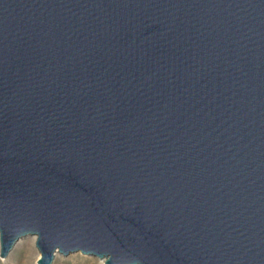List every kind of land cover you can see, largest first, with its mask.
Listing matches in <instances>:
<instances>
[{"label": "water", "instance_id": "obj_1", "mask_svg": "<svg viewBox=\"0 0 264 264\" xmlns=\"http://www.w3.org/2000/svg\"><path fill=\"white\" fill-rule=\"evenodd\" d=\"M264 264V0H0V258Z\"/></svg>", "mask_w": 264, "mask_h": 264}, {"label": "rangeland", "instance_id": "obj_2", "mask_svg": "<svg viewBox=\"0 0 264 264\" xmlns=\"http://www.w3.org/2000/svg\"><path fill=\"white\" fill-rule=\"evenodd\" d=\"M38 256L34 238L26 237L16 243L7 258H0V264H36ZM52 264H104V262L95 256L74 252L66 257L56 255Z\"/></svg>", "mask_w": 264, "mask_h": 264}, {"label": "bare ground", "instance_id": "obj_3", "mask_svg": "<svg viewBox=\"0 0 264 264\" xmlns=\"http://www.w3.org/2000/svg\"><path fill=\"white\" fill-rule=\"evenodd\" d=\"M33 238H34V237H33ZM20 240H22V239H20ZM20 240H19V241H20ZM19 241H18V242H19ZM18 242H17V243H18ZM56 255H57V254H56ZM100 261H102V260H100Z\"/></svg>", "mask_w": 264, "mask_h": 264}]
</instances>
